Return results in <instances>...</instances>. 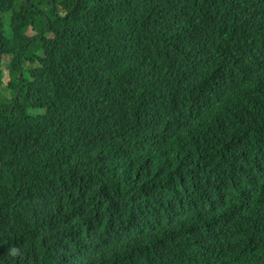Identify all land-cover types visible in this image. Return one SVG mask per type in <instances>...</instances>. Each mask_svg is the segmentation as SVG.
<instances>
[{
  "label": "trees",
  "instance_id": "obj_1",
  "mask_svg": "<svg viewBox=\"0 0 264 264\" xmlns=\"http://www.w3.org/2000/svg\"><path fill=\"white\" fill-rule=\"evenodd\" d=\"M26 1L0 264H264V0Z\"/></svg>",
  "mask_w": 264,
  "mask_h": 264
},
{
  "label": "rangeland",
  "instance_id": "obj_2",
  "mask_svg": "<svg viewBox=\"0 0 264 264\" xmlns=\"http://www.w3.org/2000/svg\"><path fill=\"white\" fill-rule=\"evenodd\" d=\"M5 35L7 36V33L9 34L10 31L9 30V26H8V23H9V19L7 17H5ZM33 31H28V35H33ZM1 64L3 65H8L9 64V61L7 60V58L4 59V62H2ZM6 71V69L3 68V72ZM4 82V81H3ZM12 100V94L11 92L9 91V88L7 86V84H2L0 86V103L2 104H9Z\"/></svg>",
  "mask_w": 264,
  "mask_h": 264
},
{
  "label": "clouds",
  "instance_id": "obj_3",
  "mask_svg": "<svg viewBox=\"0 0 264 264\" xmlns=\"http://www.w3.org/2000/svg\"><path fill=\"white\" fill-rule=\"evenodd\" d=\"M26 2H27V1H26ZM28 4H29V3H28ZM17 95H18V93L16 94V98H18Z\"/></svg>",
  "mask_w": 264,
  "mask_h": 264
},
{
  "label": "water",
  "instance_id": "obj_4",
  "mask_svg": "<svg viewBox=\"0 0 264 264\" xmlns=\"http://www.w3.org/2000/svg\"><path fill=\"white\" fill-rule=\"evenodd\" d=\"M29 3V0H27V4ZM17 97H18V95H17Z\"/></svg>",
  "mask_w": 264,
  "mask_h": 264
}]
</instances>
